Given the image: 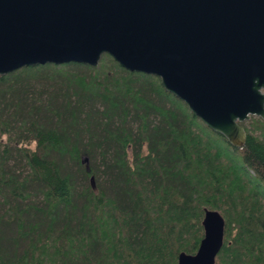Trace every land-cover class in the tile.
<instances>
[{
  "label": "trees",
  "instance_id": "1",
  "mask_svg": "<svg viewBox=\"0 0 264 264\" xmlns=\"http://www.w3.org/2000/svg\"><path fill=\"white\" fill-rule=\"evenodd\" d=\"M240 124L234 147L106 53L0 75V264H177L205 208L215 264H264V119Z\"/></svg>",
  "mask_w": 264,
  "mask_h": 264
},
{
  "label": "water",
  "instance_id": "2",
  "mask_svg": "<svg viewBox=\"0 0 264 264\" xmlns=\"http://www.w3.org/2000/svg\"><path fill=\"white\" fill-rule=\"evenodd\" d=\"M104 53L159 77L234 147L247 138L240 123L264 119V0H0V75L96 66ZM201 224L198 249L180 252L177 264H215L224 218L205 208Z\"/></svg>",
  "mask_w": 264,
  "mask_h": 264
},
{
  "label": "rangeland",
  "instance_id": "3",
  "mask_svg": "<svg viewBox=\"0 0 264 264\" xmlns=\"http://www.w3.org/2000/svg\"><path fill=\"white\" fill-rule=\"evenodd\" d=\"M78 70V69H77ZM264 90V89H263ZM253 117H255V116H253ZM249 121H250V118L248 119V120H245L244 121V124L245 125H247V126H249ZM83 158H86V161L83 163L84 165H86V164H90L91 163V161H90V159L88 158V157H86V155H83ZM98 160V159H97ZM97 160L96 161H94V162H96L97 163ZM63 163L66 165V167H69V161H68V159L65 157L64 159H63Z\"/></svg>",
  "mask_w": 264,
  "mask_h": 264
}]
</instances>
